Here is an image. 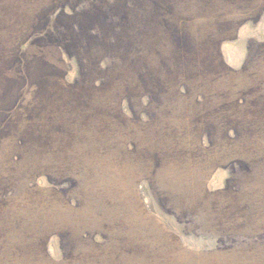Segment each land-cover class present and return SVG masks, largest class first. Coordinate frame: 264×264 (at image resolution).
<instances>
[{
	"label": "rangeland",
	"instance_id": "1",
	"mask_svg": "<svg viewBox=\"0 0 264 264\" xmlns=\"http://www.w3.org/2000/svg\"><path fill=\"white\" fill-rule=\"evenodd\" d=\"M0 264H264V0H0Z\"/></svg>",
	"mask_w": 264,
	"mask_h": 264
}]
</instances>
